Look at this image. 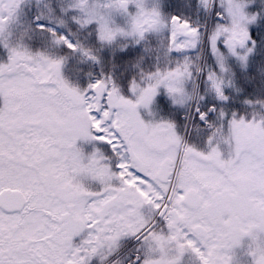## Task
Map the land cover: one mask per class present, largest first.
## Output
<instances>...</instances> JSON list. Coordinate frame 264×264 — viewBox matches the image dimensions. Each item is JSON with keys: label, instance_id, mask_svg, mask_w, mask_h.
<instances>
[{"label": "snow or ice", "instance_id": "1", "mask_svg": "<svg viewBox=\"0 0 264 264\" xmlns=\"http://www.w3.org/2000/svg\"><path fill=\"white\" fill-rule=\"evenodd\" d=\"M0 264H264V0H0Z\"/></svg>", "mask_w": 264, "mask_h": 264}]
</instances>
